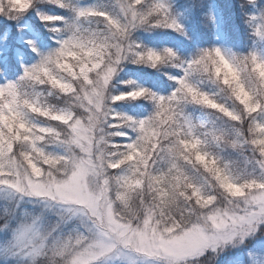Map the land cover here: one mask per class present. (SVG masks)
<instances>
[{
	"label": "snow or ice",
	"instance_id": "obj_1",
	"mask_svg": "<svg viewBox=\"0 0 264 264\" xmlns=\"http://www.w3.org/2000/svg\"><path fill=\"white\" fill-rule=\"evenodd\" d=\"M0 264H264V0H0Z\"/></svg>",
	"mask_w": 264,
	"mask_h": 264
},
{
	"label": "trees",
	"instance_id": "obj_2",
	"mask_svg": "<svg viewBox=\"0 0 264 264\" xmlns=\"http://www.w3.org/2000/svg\"><path fill=\"white\" fill-rule=\"evenodd\" d=\"M216 2L218 4H221V5H226V4L230 3V2H234V0H216ZM237 39H238V42H240L241 38L237 37Z\"/></svg>",
	"mask_w": 264,
	"mask_h": 264
}]
</instances>
